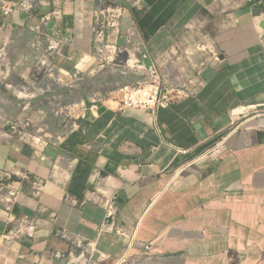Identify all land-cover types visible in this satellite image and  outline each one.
Returning <instances> with one entry per match:
<instances>
[{"label":"crops","instance_id":"obj_1","mask_svg":"<svg viewBox=\"0 0 264 264\" xmlns=\"http://www.w3.org/2000/svg\"><path fill=\"white\" fill-rule=\"evenodd\" d=\"M27 1L0 0V51L36 54L18 65L91 69L101 62L96 14L118 5L120 47L134 49L126 39L134 26L145 65L174 63V78L203 87L156 115L90 98L70 130L48 140L0 132V170L20 191L11 212L0 205V233L23 217L38 223L33 237L0 242V264H264V115L256 113L264 106V0H45L33 9ZM59 9L61 20L43 22ZM55 32L70 40L60 56L47 53ZM112 197L126 234L99 237L102 202ZM64 233L95 242L97 252L77 249L70 259Z\"/></svg>","mask_w":264,"mask_h":264},{"label":"built area","instance_id":"obj_2","mask_svg":"<svg viewBox=\"0 0 264 264\" xmlns=\"http://www.w3.org/2000/svg\"><path fill=\"white\" fill-rule=\"evenodd\" d=\"M44 1L45 0H29L27 1V6L24 7L27 9H33L35 4H43ZM13 10L14 5L11 4L5 8V14L9 15ZM62 13L63 11L59 9L53 14L44 17L43 22L47 23L53 19L59 21L62 18ZM124 14L125 9L118 5H113L106 11L96 14L93 27L95 55L100 57L101 60H109L113 63L120 57L127 56V58H131V60L126 62L127 66L132 63L133 65H138L140 68L146 69L145 62L148 59V55L142 50L143 44L136 27H130L126 33L127 46H132L133 42H135L134 49L120 47L116 41H114L113 34L120 27V22ZM35 41L36 47L40 49L44 40L41 37H37ZM45 41L47 44V53H50L51 56L63 55L70 42L69 38L61 36L59 32H55L52 36L47 37ZM137 54H139V57H137ZM43 65L47 67L48 73H50L49 77H53L54 74H59L61 76L77 79L81 74L80 72L71 73L64 68L54 64H48L45 61H43ZM148 70L151 74V80L149 82L134 86H125L109 94L108 99L115 103L118 110H145L151 111L156 115L161 108L169 107L170 105L178 104L189 98L196 97L199 90L203 87L202 82H198L194 79L183 80L180 78H171L168 75L164 77L159 74L158 68L155 64H151ZM256 113L264 115V106L256 111ZM10 125L13 135L17 136L20 134L23 140L35 142L36 140L40 141L41 139V137L37 136H27L26 132L22 134L18 129L20 126L18 124L11 123ZM30 125L31 123H27L25 127ZM48 138L50 137L46 135L43 137L45 140H48ZM11 180L12 177L9 173L0 170V205L4 207L7 212L12 211L13 206L16 204L20 196L19 189H15L14 186L10 184ZM33 185L34 190L36 189V193L38 194L41 190V183L34 182ZM102 205L105 210V221L98 231V236L100 237L107 231L112 230H114L116 234L124 236L126 234L124 229L115 224L116 215L118 213V199L112 197L111 199L102 202ZM16 222L17 224L15 228L0 233V242H10L20 239L23 236H34V232L38 228V223L34 219L23 217L16 220ZM62 236V238L71 243V251L68 255L70 259L75 256L77 249L83 251L82 256H84L85 253L92 256L97 252L95 242H86L79 237H73L68 233H64ZM98 254L100 259L107 260L109 258L101 252H98ZM122 261L125 262V259Z\"/></svg>","mask_w":264,"mask_h":264},{"label":"rangeland","instance_id":"obj_3","mask_svg":"<svg viewBox=\"0 0 264 264\" xmlns=\"http://www.w3.org/2000/svg\"><path fill=\"white\" fill-rule=\"evenodd\" d=\"M28 54L36 55L33 51L17 53L7 47L0 51V132L10 135H13L10 124L15 123L27 136L43 138L50 132L62 136L70 130L88 99L108 97L122 87L151 80L148 70L151 63L146 64V69L132 63L127 66L126 62L131 58L126 56L113 63L95 55L101 62L76 79L59 74L49 77L50 73L41 61L39 64L36 61L16 64L17 57ZM154 62L162 76H176L174 69L178 67L174 63L161 65ZM27 123L31 125L25 127ZM17 136L21 137L20 134Z\"/></svg>","mask_w":264,"mask_h":264},{"label":"trees","instance_id":"obj_4","mask_svg":"<svg viewBox=\"0 0 264 264\" xmlns=\"http://www.w3.org/2000/svg\"><path fill=\"white\" fill-rule=\"evenodd\" d=\"M173 105H176V104H173ZM173 105H170V106H173ZM170 106H169V107H170ZM161 109H162V108H161Z\"/></svg>","mask_w":264,"mask_h":264}]
</instances>
